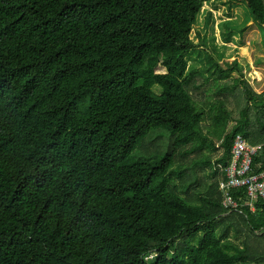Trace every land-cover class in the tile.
I'll return each mask as SVG.
<instances>
[{"label":"trees","instance_id":"obj_1","mask_svg":"<svg viewBox=\"0 0 264 264\" xmlns=\"http://www.w3.org/2000/svg\"><path fill=\"white\" fill-rule=\"evenodd\" d=\"M210 2L0 0V264H264V200L219 190L237 134L264 164V90L188 64ZM155 129L169 153L131 160Z\"/></svg>","mask_w":264,"mask_h":264},{"label":"rangeland","instance_id":"obj_2","mask_svg":"<svg viewBox=\"0 0 264 264\" xmlns=\"http://www.w3.org/2000/svg\"><path fill=\"white\" fill-rule=\"evenodd\" d=\"M261 29L262 26L252 20L246 4L229 0L226 3H205L190 34L191 40L197 47L190 50L187 56L188 64L203 70L210 65L209 57H211L224 69L233 67L232 72L227 74V78L220 79V83H231L233 79L242 77L250 83L255 91L260 93L264 90V32ZM236 62L240 68H235ZM157 72H166V69L160 67ZM206 75L210 76L212 80L208 86L218 80V75H212L209 72H206ZM153 89L157 91L156 87ZM233 105L231 102L229 107ZM231 125L232 123L230 127ZM206 133L208 134L207 131ZM209 137L219 147L217 153L208 152L214 157L213 161H216V158L223 153L221 140L219 136L210 135ZM170 147L171 133L166 129H155L140 141L131 160L160 159L169 153ZM192 167L195 166L192 165ZM189 175L192 180H199L203 183L205 180L207 183L211 182L206 179L205 172L201 169L191 171ZM221 183L222 180L220 185ZM230 236L235 240L233 232Z\"/></svg>","mask_w":264,"mask_h":264},{"label":"built area","instance_id":"obj_3","mask_svg":"<svg viewBox=\"0 0 264 264\" xmlns=\"http://www.w3.org/2000/svg\"><path fill=\"white\" fill-rule=\"evenodd\" d=\"M262 145H252L242 134L234 138L225 180L220 185L222 205L228 212L249 206L255 211L257 202L264 200V164L255 157ZM153 254L151 258H154Z\"/></svg>","mask_w":264,"mask_h":264},{"label":"clouds","instance_id":"obj_4","mask_svg":"<svg viewBox=\"0 0 264 264\" xmlns=\"http://www.w3.org/2000/svg\"><path fill=\"white\" fill-rule=\"evenodd\" d=\"M155 257H156V255H155ZM155 257H154V258H155ZM154 258H151V259H150V257H149V258H147V260H148V261H151V260H153Z\"/></svg>","mask_w":264,"mask_h":264},{"label":"water","instance_id":"obj_5","mask_svg":"<svg viewBox=\"0 0 264 264\" xmlns=\"http://www.w3.org/2000/svg\"><path fill=\"white\" fill-rule=\"evenodd\" d=\"M262 27L264 28V25H262Z\"/></svg>","mask_w":264,"mask_h":264}]
</instances>
